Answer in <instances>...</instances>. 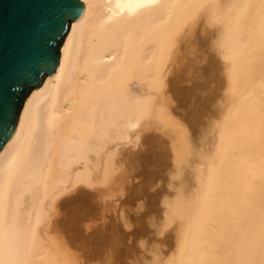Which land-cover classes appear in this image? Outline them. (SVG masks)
I'll use <instances>...</instances> for the list:
<instances>
[{"label":"bare ground","instance_id":"1","mask_svg":"<svg viewBox=\"0 0 264 264\" xmlns=\"http://www.w3.org/2000/svg\"><path fill=\"white\" fill-rule=\"evenodd\" d=\"M79 1L0 150V264H264V0Z\"/></svg>","mask_w":264,"mask_h":264},{"label":"water","instance_id":"2","mask_svg":"<svg viewBox=\"0 0 264 264\" xmlns=\"http://www.w3.org/2000/svg\"><path fill=\"white\" fill-rule=\"evenodd\" d=\"M79 0H0V150L30 91L58 64Z\"/></svg>","mask_w":264,"mask_h":264},{"label":"rangeland","instance_id":"3","mask_svg":"<svg viewBox=\"0 0 264 264\" xmlns=\"http://www.w3.org/2000/svg\"><path fill=\"white\" fill-rule=\"evenodd\" d=\"M137 183H138V180H137L136 184H137ZM131 216L133 217L134 214H132ZM110 220H112V219H109L108 222L106 221V225H107V226H110L109 224H112V223L115 224V226L117 225L116 229L119 228V229L117 230V231H118L117 234H123V233H122L123 231H124V232L127 231V233H128V230H129V232H130V230L133 229V228H132V229H128V230H125V229H124V230L121 232V230H122L123 228L120 230V227H121V226L119 227V224H118L119 221H118V220H116V221L113 220L114 222H112V221H110ZM111 227H112V228H111ZM111 227H110L109 229L107 228V231L109 232L110 235H111L110 230L113 229V226H111ZM98 228H99V229H98ZM114 228H115V227H114ZM96 229H97V230H101L99 226H98ZM119 230H120V231H119ZM107 231H106V232H107ZM108 232H107V234H108Z\"/></svg>","mask_w":264,"mask_h":264}]
</instances>
